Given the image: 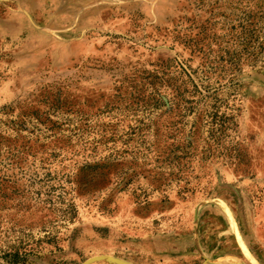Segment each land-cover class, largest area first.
I'll return each mask as SVG.
<instances>
[{
    "label": "rangeland",
    "instance_id": "rangeland-1",
    "mask_svg": "<svg viewBox=\"0 0 264 264\" xmlns=\"http://www.w3.org/2000/svg\"><path fill=\"white\" fill-rule=\"evenodd\" d=\"M264 264V0H0V264Z\"/></svg>",
    "mask_w": 264,
    "mask_h": 264
},
{
    "label": "water",
    "instance_id": "water-1",
    "mask_svg": "<svg viewBox=\"0 0 264 264\" xmlns=\"http://www.w3.org/2000/svg\"><path fill=\"white\" fill-rule=\"evenodd\" d=\"M97 258H93L87 262H85L84 264H91L94 260H96ZM118 264H127V263H124V262H120V261H116Z\"/></svg>",
    "mask_w": 264,
    "mask_h": 264
}]
</instances>
